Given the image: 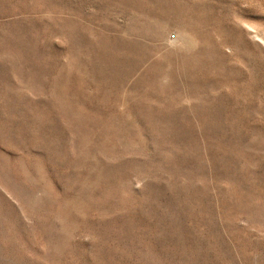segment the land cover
Here are the masks:
<instances>
[{"label": "rangeland", "instance_id": "374dc122", "mask_svg": "<svg viewBox=\"0 0 264 264\" xmlns=\"http://www.w3.org/2000/svg\"><path fill=\"white\" fill-rule=\"evenodd\" d=\"M0 264H264V0H0Z\"/></svg>", "mask_w": 264, "mask_h": 264}]
</instances>
